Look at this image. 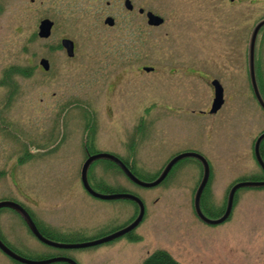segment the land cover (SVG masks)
Here are the masks:
<instances>
[{
	"label": "rangeland",
	"instance_id": "374dc122",
	"mask_svg": "<svg viewBox=\"0 0 264 264\" xmlns=\"http://www.w3.org/2000/svg\"><path fill=\"white\" fill-rule=\"evenodd\" d=\"M131 1L136 10L141 5L166 20L161 39L156 42L160 55H187L194 48L196 65L204 62L207 72L223 80L226 87L229 79L233 81L235 91L231 97L225 92L217 112L208 111L213 94L204 79L199 84L195 82L191 90L176 95L175 103L184 107L163 108L168 115L161 123L168 126L170 137L180 139L178 149L183 145L196 147L207 158L210 178L202 210L215 218L226 206L229 185L234 180L264 175L253 153L254 140L264 131V111L254 97L247 63L250 32L264 18V0ZM111 12L118 17L113 28L103 23ZM126 15L123 0H0V74L37 72L35 66L40 57L60 66L55 67L60 72L55 85L54 80L48 86L30 85L26 77L18 75L16 84L20 90L15 93L14 103L53 110L63 96L57 88L60 82L67 98L68 132L74 131L78 116L69 109L71 104L76 98L93 96L101 88L107 72L101 67L107 66L111 57L127 55V31L122 26ZM45 17L54 24L50 37L42 39L37 35V26ZM144 33L149 46L155 32L145 29ZM61 37L75 42L76 58L66 56L59 45ZM49 44H53L51 50ZM255 63L258 81L264 85V27L257 35ZM127 88L131 106L145 103L136 69L127 75ZM4 92L0 86V97ZM71 138L75 142L74 133ZM164 161L156 155L133 160L132 165L136 173L150 179ZM83 162L81 152L47 154L26 166L31 167L30 179L39 180L51 190L64 188L67 224L78 216L76 236L80 241L122 226L138 210L129 199H101L89 194L80 181ZM11 163L0 160V167L6 172L12 168ZM88 176L97 192L125 190L138 195L144 204V216L133 229L137 240L121 236L95 246L69 249L76 264H141L157 249L166 250L182 264H264V187L239 188L228 219L212 225L202 222L194 211L193 196L201 166L193 157L181 160L174 172L153 187L135 184L104 159L90 165ZM6 182L0 178V189Z\"/></svg>",
	"mask_w": 264,
	"mask_h": 264
},
{
	"label": "flooded vegetation",
	"instance_id": "af4514ba",
	"mask_svg": "<svg viewBox=\"0 0 264 264\" xmlns=\"http://www.w3.org/2000/svg\"><path fill=\"white\" fill-rule=\"evenodd\" d=\"M130 2L132 7L125 8L127 15L122 25L127 31L125 44L127 55L111 57L107 66L101 67L103 71H107L103 76L101 88L96 89L93 96L76 98V101L71 104L69 109L76 111L78 116L74 131L68 132L67 98L60 82L57 88L59 95L63 96L57 104L53 105V110L49 108L40 110L33 105L14 103L17 99L15 93L20 90L16 84L18 75L26 77L30 85L48 86L52 80L55 85L60 75V72L55 71V67L60 69L58 64L57 67L55 63L51 65L49 61L48 71L43 70L39 64L42 58L40 57L38 65L35 66L37 72L0 74L2 77H0V86L5 89L0 97V160L13 161L12 168L9 170L5 168L6 172L0 167V178H5L7 181L0 189V264H28L21 261L20 257L41 262L51 260L49 263L42 264L66 263L67 261L63 259H73L68 250L74 248L68 245L80 242L76 236L78 216L70 218L71 223L67 224V194L64 188L58 187L51 190L39 180L30 179L31 167L26 166L34 160H40L47 154L60 156L81 152L84 160L92 155L110 154L121 160L133 172L132 168H135L132 165L133 160L159 155L165 161L157 171L156 177L171 159L184 152H196L207 160L199 148L183 145L181 149H178L180 139L170 137L168 126L161 124L168 115L163 108L184 107L175 103L176 95L179 92L191 90L195 82L199 84L204 79L213 96V81L216 80L221 86L223 99L225 92L231 97L235 91L233 81L229 79L228 87H226L223 80L207 72L204 62L202 65L200 63L196 65L194 48L187 55H160L161 51L156 46V42L161 39V27L166 20L163 18V22L158 25L148 24L146 15L148 11L161 15L141 5L136 10L135 4L131 0ZM106 17L114 19L112 25H107L113 28L118 18L116 12H111ZM88 20L92 22L91 17ZM143 21L146 22L145 25H142ZM143 29L155 32L153 43L149 46L146 45L148 36L143 34ZM62 38L64 37L60 38V42ZM48 47L51 50L53 44H49ZM75 53L74 42V56L70 58H76ZM255 68L259 90L264 98V85L258 81L259 69L257 70L256 63ZM134 69L141 77V85L144 89L141 98L145 103L131 106L127 75ZM14 97L15 100H13ZM211 103L212 100L209 106ZM152 107L155 108L154 111ZM153 112L154 115H152ZM35 118L39 121H35ZM73 133L76 137L75 142L71 140ZM203 139L201 142L205 144ZM76 144L78 147H73ZM181 160L173 164L164 180L177 169ZM108 162L116 165L110 160ZM199 164L202 175V165L200 162ZM200 180L201 176L199 182ZM244 180H264V175L255 179H236L229 185V189ZM89 182L92 185L94 183L91 180ZM207 184L201 195V208ZM138 212L139 209L135 216L122 226L87 240L103 237L127 226L136 218ZM131 233L133 229L121 236L128 238Z\"/></svg>",
	"mask_w": 264,
	"mask_h": 264
},
{
	"label": "water",
	"instance_id": "95a60500",
	"mask_svg": "<svg viewBox=\"0 0 264 264\" xmlns=\"http://www.w3.org/2000/svg\"><path fill=\"white\" fill-rule=\"evenodd\" d=\"M124 6L128 9L132 7L130 0H125L124 1ZM142 11V9H140ZM147 18H148V24L150 25H158L163 22V18L159 15H156L152 13L151 11H148L146 13ZM104 23L108 25H112L114 23V19L112 17H106L104 19ZM53 26V21L50 20L49 18H43L40 20L39 25H38V31L37 35L40 38H48L51 34V29ZM264 26V18L260 19L255 23V25L252 27L249 40H248V48H247V63H248V75L250 79V84L251 88L253 91V94L255 96L256 101L260 105V107L264 110V98L261 95V92L259 90V86L257 83V78H256V70H255V45H256V39L257 35L260 31V29ZM61 46L65 49L67 56L72 57L74 55V42L70 38L64 37L61 39ZM39 64L43 67L44 70L49 69V60L46 58H41L39 61ZM214 85V96L212 99V103L209 109L210 113H215L218 111V109L222 106L223 104V94H222V89L218 81H213ZM264 140V131L261 132L257 138L254 141L253 144V153L255 156V159L259 166L262 168L264 171V159L262 157L261 153V143ZM186 157H193L198 159L201 164H202V176L201 180L195 190L194 193V198H193V206L196 215L205 223L207 224H219L224 222L231 213L232 209V204H233V199L235 192L241 188V187H264V180H245V181H240L236 183L234 186H232L228 192L227 195V201H226V207L224 209V212L216 218H210L204 214L201 208L200 204V199L202 192L207 184V181L209 179V164L207 160L200 154L196 152H184L182 154H179L175 156L173 159H171L167 165L164 167L162 172L153 180L151 181H146L138 178L121 160L115 158L114 156L110 154H97V155H92L89 158H87L82 167H81V182L85 190L93 195L94 197H98L101 199H118V198H124V199H130L134 202L137 203L139 207V212L136 218L127 226L111 233L108 235H105L103 237L93 239V240H88V241H82L78 242L72 245H68L73 248H84V247H89V246H94L97 244H101L110 240H113L124 233L134 229L142 220L143 215H144V204L140 200L139 197H137L134 194L128 193V192H111V193H100L94 190L91 185L89 184L88 181V169L91 165V163L97 159H108L117 164L122 172L135 184L143 186V187H152L158 185L167 175L168 171L171 169L173 164H175L177 161L186 158ZM21 261L28 263V264H42V263H49L51 260L48 261H36V260H30V259H24V258H19ZM66 260L70 264H76V262L70 258L63 259Z\"/></svg>",
	"mask_w": 264,
	"mask_h": 264
},
{
	"label": "trees",
	"instance_id": "16d2710c",
	"mask_svg": "<svg viewBox=\"0 0 264 264\" xmlns=\"http://www.w3.org/2000/svg\"><path fill=\"white\" fill-rule=\"evenodd\" d=\"M58 48V46H57ZM18 70H22L21 68H17ZM15 69V70H17ZM13 71H14V68H13ZM22 71H25V69H23ZM21 72V71H19ZM26 72V71H25ZM263 144V142H262ZM262 144H261V153H262V156L264 158V149L262 147ZM134 174L141 178V179H144V180H151L153 179L154 177H151L150 179H145L144 177H142L141 175H139L138 173H136L134 171V169L132 168ZM94 188V186H92ZM110 192V191H109ZM111 192H114V191H111ZM221 214V213H220ZM219 214V215H220ZM217 215V216H219ZM139 237L138 235H133L132 233L128 235V239L129 240H137ZM141 264H182L181 262H179L178 260H176L169 252H167L166 250H163V249H157L153 252H151L144 260Z\"/></svg>",
	"mask_w": 264,
	"mask_h": 264
}]
</instances>
